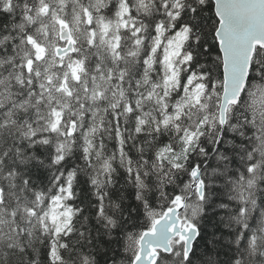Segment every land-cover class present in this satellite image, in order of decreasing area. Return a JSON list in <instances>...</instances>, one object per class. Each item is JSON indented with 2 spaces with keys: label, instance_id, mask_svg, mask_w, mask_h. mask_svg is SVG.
I'll use <instances>...</instances> for the list:
<instances>
[{
  "label": "snow or ice",
  "instance_id": "1",
  "mask_svg": "<svg viewBox=\"0 0 264 264\" xmlns=\"http://www.w3.org/2000/svg\"><path fill=\"white\" fill-rule=\"evenodd\" d=\"M0 264H264V0H0Z\"/></svg>",
  "mask_w": 264,
  "mask_h": 264
}]
</instances>
